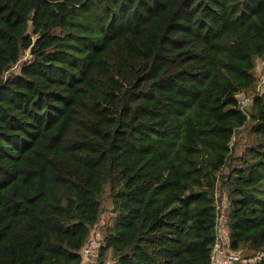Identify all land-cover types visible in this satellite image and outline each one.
<instances>
[{"label":"trees","instance_id":"16d2710c","mask_svg":"<svg viewBox=\"0 0 264 264\" xmlns=\"http://www.w3.org/2000/svg\"><path fill=\"white\" fill-rule=\"evenodd\" d=\"M263 57L264 0H0V264L90 239L97 264H209L224 167L229 248L264 264V93L238 104Z\"/></svg>","mask_w":264,"mask_h":264},{"label":"built area","instance_id":"2783aa9c","mask_svg":"<svg viewBox=\"0 0 264 264\" xmlns=\"http://www.w3.org/2000/svg\"><path fill=\"white\" fill-rule=\"evenodd\" d=\"M28 62L31 58L27 53ZM256 88L255 92L246 97L239 95L238 104L239 110L247 117L246 110L248 109L251 100L255 96H260L264 93V57L260 59L256 65L255 70ZM226 167L220 170L217 176V181L213 191V208H214V243L210 253L209 264H251L239 252L233 251L229 248L227 239V229L230 222L228 201L226 196H223L220 191L221 178L227 175L224 171ZM100 253V244L96 239H90L81 250V264H97V259ZM257 259V258H256ZM260 259V257L258 258Z\"/></svg>","mask_w":264,"mask_h":264},{"label":"rangeland","instance_id":"374dc122","mask_svg":"<svg viewBox=\"0 0 264 264\" xmlns=\"http://www.w3.org/2000/svg\"><path fill=\"white\" fill-rule=\"evenodd\" d=\"M26 57H27V54H25L23 56V59L21 61L22 62L26 61L27 60ZM13 71H16V69H13ZM255 144H256L255 136L250 133L248 128L241 129L235 135L233 143H232L233 154L235 155V157H240L248 148L253 147ZM230 164L232 166L237 165V163L235 161L231 162ZM224 171H227V167L225 168ZM224 176H222V177H224ZM220 191H221V185H220ZM221 193H222V191H221ZM101 205H102V209H103V215H102V217H101V219L97 225V229H96V233H97L96 235L97 236L103 234V232L105 231V228L112 224L114 217H115L112 213V205H111L109 199L106 197V195H104ZM256 258L258 259L259 256ZM253 262H254V260H251V264ZM104 264H110V262L106 261Z\"/></svg>","mask_w":264,"mask_h":264}]
</instances>
